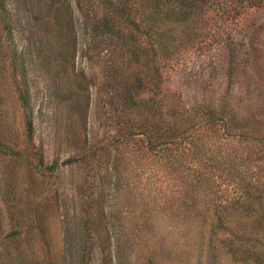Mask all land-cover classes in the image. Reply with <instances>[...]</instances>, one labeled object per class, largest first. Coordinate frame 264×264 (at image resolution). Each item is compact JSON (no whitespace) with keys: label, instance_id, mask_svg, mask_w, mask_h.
<instances>
[{"label":"rangeland","instance_id":"1","mask_svg":"<svg viewBox=\"0 0 264 264\" xmlns=\"http://www.w3.org/2000/svg\"><path fill=\"white\" fill-rule=\"evenodd\" d=\"M113 1L0 0V264H264V0Z\"/></svg>","mask_w":264,"mask_h":264},{"label":"trees","instance_id":"2","mask_svg":"<svg viewBox=\"0 0 264 264\" xmlns=\"http://www.w3.org/2000/svg\"><path fill=\"white\" fill-rule=\"evenodd\" d=\"M107 7L110 8L108 10L109 12L105 15V17L102 19V24L104 25L105 29L112 30V28H116V19L117 18H124L126 24L130 25L131 27L135 28L137 31L142 30L141 26L136 22V20L131 17V6L123 5V3H120L119 1H113V0H103ZM180 3V12L185 14L186 13L190 15L191 10L195 13L198 11V9L205 10L209 9L211 5L213 4L214 0H178ZM220 2V0H216V3ZM238 1V2H236ZM233 2H236V5L240 3L239 0H225L223 4H221L222 12L228 13V8L230 4ZM146 4H149L152 8H158V5L160 4V0H146ZM204 5H206V8H204ZM214 5V4H213ZM215 6V5H214ZM112 18V19H111ZM28 125V132L32 130V121H27ZM138 140H144L146 144L153 143L154 137H156L158 134L150 128H144L141 131H138ZM158 137H162V135H158ZM191 138L188 135H182L179 139L172 140L171 142H167L166 140H161L158 143L161 144V146H158L160 155H163L165 158L170 160L173 163H181L180 157L181 154L185 155L188 150H190V146L194 144L193 140H191V143L189 141ZM176 141V142H174ZM193 143V144H192ZM170 144V145H169ZM172 144V145H171ZM198 152L195 151V156L198 163H188V167L191 169L192 174L196 178V180L201 181L203 183L204 188H206L209 184L213 183V173H211V168H215V164L220 160H216L217 158H214L213 156H201L197 155ZM197 155V156H196ZM214 160L216 162L214 163ZM232 160L229 158V155L225 156L222 160V163H225V167H231ZM218 167V166H217ZM249 195V194H247ZM117 254H121V249L118 248Z\"/></svg>","mask_w":264,"mask_h":264}]
</instances>
